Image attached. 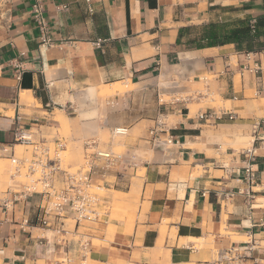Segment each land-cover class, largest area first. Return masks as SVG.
<instances>
[{"label":"crops","instance_id":"obj_1","mask_svg":"<svg viewBox=\"0 0 264 264\" xmlns=\"http://www.w3.org/2000/svg\"><path fill=\"white\" fill-rule=\"evenodd\" d=\"M42 1L49 44L31 0H0V158L20 145L16 129L49 128L80 88L83 100L130 87L122 97L137 113L119 125L140 134L106 172L117 194L97 197L96 219L39 226L44 194L0 189V264H223L232 248L242 259L229 264H264V36L247 52L188 48L185 31L177 41L182 28L236 18L263 19L264 32V0H89L91 13L85 0ZM174 70L205 91L162 109L158 80ZM111 199L124 204L115 215L103 211Z\"/></svg>","mask_w":264,"mask_h":264},{"label":"rangeland","instance_id":"obj_2","mask_svg":"<svg viewBox=\"0 0 264 264\" xmlns=\"http://www.w3.org/2000/svg\"><path fill=\"white\" fill-rule=\"evenodd\" d=\"M172 75L160 76L158 80L161 94L156 95V98L162 102V109L165 106L182 108L190 99L195 100L198 92L205 91L202 82H197V79L183 80L176 70ZM93 89L94 95L83 100L79 97L86 88L77 90L76 95L71 97L75 104L73 110L69 112L55 110L54 122L49 128H33L27 131L30 135L28 141L16 142L20 145L15 147V152L12 154L20 161V164L17 165L11 161L12 154L6 159L0 158V189L6 188L8 184L10 186L22 184L31 190L33 188L40 190L43 184L38 179L42 178L44 173L56 189L62 188L65 179L64 171L68 174L75 173L82 166L83 144L87 139H95L100 148L111 149L121 154L128 150L140 133L136 128L130 127L128 135L113 136L112 128L131 122L137 113L138 107L126 103L122 97V94L130 87L113 84ZM82 111L87 113L82 114ZM89 123L96 124L97 128L94 132L88 133L85 130ZM16 166H19V170H16ZM115 182L114 176L97 177L85 192L96 198L108 199L109 195L117 194L113 189ZM92 208L99 212L96 204H93ZM122 208H124L122 201L117 202L111 199L104 206L103 211L115 215ZM65 223L68 227L73 225L70 218L65 220Z\"/></svg>","mask_w":264,"mask_h":264},{"label":"built area","instance_id":"obj_3","mask_svg":"<svg viewBox=\"0 0 264 264\" xmlns=\"http://www.w3.org/2000/svg\"><path fill=\"white\" fill-rule=\"evenodd\" d=\"M31 14L34 23L38 29L39 38L43 44H49L51 42L48 36V26L47 20L44 15V3L42 0H31ZM87 11L89 13L93 12L92 7L89 5V0H85ZM66 9V6H62ZM252 23L254 21H251ZM73 110V108H69ZM69 110V111H70ZM129 128L127 126H115L112 128L113 136H126L128 135ZM155 129H151L150 133L153 134ZM14 139L16 142L25 143L28 141V132L22 129H16L14 132ZM84 154H83V164L79 167L75 173L68 174L64 171L65 179L64 186L62 188L56 189L53 184L48 180L47 174H43L41 180L43 187L40 190L29 187H25L26 191L39 192L44 194L45 200L41 207V213L38 219V225L48 227L51 224L58 226V230L64 231V222L68 218L74 222H80L83 220H93L99 215V212L92 208L93 204L96 203V197L88 194L86 188L93 184L94 178L96 176L105 177L106 172L112 169L122 158V154L115 152L111 149L100 148L98 142L95 139H87L84 142ZM247 159V165L244 167V179L245 182L251 184L255 180V174L251 168V163L254 160L255 152L253 148H249L243 151ZM13 163L17 165L20 161L14 158L13 154L10 157ZM54 167V165H53ZM19 166H16V170ZM15 194H20L18 192H13ZM15 200L13 195L10 199H5L3 206L5 208L9 207ZM28 221L24 220V225H27ZM242 257L237 248H232L228 250L223 255V260L225 263L229 264L231 261H239Z\"/></svg>","mask_w":264,"mask_h":264},{"label":"trees","instance_id":"obj_4","mask_svg":"<svg viewBox=\"0 0 264 264\" xmlns=\"http://www.w3.org/2000/svg\"><path fill=\"white\" fill-rule=\"evenodd\" d=\"M263 26V19L253 23L248 19H233L228 21H209L198 26H188L180 29L177 41H180L182 31L187 34L185 45L188 48H202L207 46L234 43L238 50L245 52L254 49L255 40L264 32L259 30ZM244 44V45H243Z\"/></svg>","mask_w":264,"mask_h":264},{"label":"bare ground","instance_id":"obj_5","mask_svg":"<svg viewBox=\"0 0 264 264\" xmlns=\"http://www.w3.org/2000/svg\"><path fill=\"white\" fill-rule=\"evenodd\" d=\"M118 86H119V84H118ZM110 88V87H109ZM126 88H128V87H126ZM107 89V88H106ZM113 89V88H112ZM119 89V88H118ZM108 90V89H107ZM103 91V90H102ZM119 92V91H118ZM24 94L25 93H28V92H23ZM93 91L91 90L90 92H88L87 93V96H93ZM103 94V93H102ZM108 94V93H107ZM97 127L94 125V124H88V127L86 128V130L88 131V133L89 132H94L95 131V129H96ZM29 138H30V135H29Z\"/></svg>","mask_w":264,"mask_h":264}]
</instances>
